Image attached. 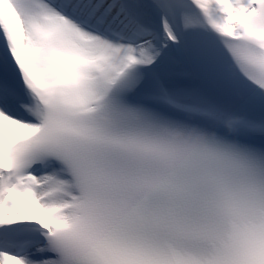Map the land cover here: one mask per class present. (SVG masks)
<instances>
[{"label": "snow or ice", "instance_id": "snow-or-ice-1", "mask_svg": "<svg viewBox=\"0 0 264 264\" xmlns=\"http://www.w3.org/2000/svg\"><path fill=\"white\" fill-rule=\"evenodd\" d=\"M0 264H264V0H0Z\"/></svg>", "mask_w": 264, "mask_h": 264}]
</instances>
